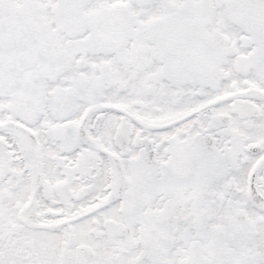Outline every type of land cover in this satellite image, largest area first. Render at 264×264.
Masks as SVG:
<instances>
[{
  "label": "snow or ice",
  "instance_id": "obj_1",
  "mask_svg": "<svg viewBox=\"0 0 264 264\" xmlns=\"http://www.w3.org/2000/svg\"><path fill=\"white\" fill-rule=\"evenodd\" d=\"M0 264H264V0H0Z\"/></svg>",
  "mask_w": 264,
  "mask_h": 264
}]
</instances>
